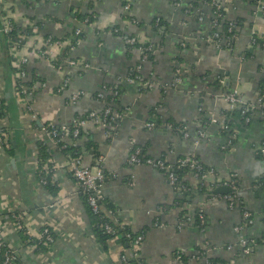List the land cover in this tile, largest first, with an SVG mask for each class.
<instances>
[{
  "label": "crops",
  "instance_id": "crops-1",
  "mask_svg": "<svg viewBox=\"0 0 264 264\" xmlns=\"http://www.w3.org/2000/svg\"><path fill=\"white\" fill-rule=\"evenodd\" d=\"M174 1L0 0V8L21 27L36 26H31L33 34L18 50L19 58L28 57L21 64L27 76L18 81L22 84L37 77L30 101L40 122L69 125L79 115L100 111L104 101L95 97L96 92L103 84L115 85L118 76L137 64H141V75L155 82L150 89L139 83H117L120 91L113 109L120 117L111 128L112 135L106 136L103 126L88 124L77 140L83 163L105 174L104 211H112L114 223L144 232L138 255L146 264H203L208 257L217 260L215 264H264V190L260 186L264 159L257 154L264 147V116L255 111L246 124L236 113L230 118V130L222 129L227 124V117L222 116L227 110L223 94L237 90L242 102L252 105L264 82V13L254 2L233 0L226 7V18L238 22L236 38L230 48L217 47L204 40L208 24L181 11L190 0H183L178 8ZM85 13V18L91 16L88 23L82 21ZM156 18L167 22V30L163 31L164 24L155 29ZM76 27L81 35L73 44L65 36ZM49 36L57 41L47 44ZM129 36L153 47L149 60L142 62L141 51L127 45ZM4 51L0 43V90L6 104L1 124L10 144L6 150L0 147V237L17 251L20 264H120L121 252L132 256L131 248L113 242L104 247L95 240L86 204L67 167L69 156L48 141L57 192L52 195L39 185L34 171L37 123L13 90L12 66L17 56ZM58 57L61 64L55 63ZM68 58L89 66L70 67L64 62ZM176 66L181 69V80L173 84ZM67 72L69 82L57 92ZM77 91L83 93L70 104V94ZM204 116H214L217 122L202 126ZM149 121L155 123L150 130L145 127ZM170 122L186 126L190 137H183ZM199 127L206 139L194 144ZM228 138L233 142L227 146ZM63 142L68 144L69 137ZM134 146L145 156H162L171 163L196 155L220 178H234L241 205L250 212V224L236 232L242 221L239 205L230 207L218 198L191 194L189 201L178 205V194L160 170L127 164ZM56 199L60 203L54 204ZM12 210L22 213L32 230L55 222L59 234L54 242L39 250L23 245ZM196 212L204 216L201 226L194 223ZM184 214L188 221L178 228ZM240 236L249 241V253L236 245ZM230 244L233 250L227 248Z\"/></svg>",
  "mask_w": 264,
  "mask_h": 264
},
{
  "label": "built area",
  "instance_id": "built-area-1",
  "mask_svg": "<svg viewBox=\"0 0 264 264\" xmlns=\"http://www.w3.org/2000/svg\"><path fill=\"white\" fill-rule=\"evenodd\" d=\"M183 0H175L174 6L175 7H181V3ZM233 0H200V4L198 7L192 6L189 2L183 9L184 14L188 16H192L197 22H206L209 26V32L206 36H204V40L207 42H211L217 47H227L230 48L231 44H233L234 39L236 38V24L235 21L232 19H228L227 22V28L226 32L230 33L229 35H225L221 32V25L219 23L220 19L224 18L223 14L226 15V7L232 2ZM1 3V2H0ZM256 8L264 13V0H255L254 1ZM126 9L128 8V5L124 6ZM182 9V8H181ZM9 14H7V17L2 18V27L0 29L1 32L8 34L11 28V21L8 18ZM86 22V20H84ZM159 23V18H156L155 25L157 26ZM33 28L36 26L31 25ZM81 31L80 28L75 29V35L79 34ZM254 35V34H253ZM24 34H22L21 38H24ZM8 39H10L8 37ZM50 36L46 39V43L49 44L50 42ZM126 42L129 44H135L136 38L134 36H130L126 38ZM141 51V60L142 62L147 60V52L151 50V45L144 46L143 44L139 45L137 47ZM12 56H17L18 49L17 44L13 43L12 47L10 48ZM45 53V52H42ZM18 60V61H17ZM17 62L15 63L19 67H21V64H26L28 61V57L26 56H20V58L17 56ZM68 66H79L80 68L84 69L87 68L89 65L86 62L79 61L75 58H68L64 61ZM18 63V64H17ZM141 70V64H137L130 68L129 71H127L124 75L118 76L116 78V84L115 85H106L103 84L100 89L96 92L95 97L101 101H104L103 108L100 111L91 110L86 112L83 115L77 116L74 118L69 125H58L52 122H40L37 119V115L32 109L30 98L32 94L34 93L35 84L31 86V88H26L24 84H21L19 81L18 89H16L15 94L18 96L19 100L24 104L28 115L30 116L31 120L36 121L37 123V131L38 133V140H41L43 142H50L54 145L56 143L61 142L62 147H64L67 143L63 142V139L65 136L69 137V144L76 145L77 140L79 138V134H81L83 128L87 126L88 124L93 125H100L105 128V134L106 136H111V128L116 125V122L118 118L120 117V113L115 112L113 109L114 103L112 101L106 102L105 100V93L108 92L111 94V100H113V97L119 94V83H139V86H141L143 89H150L154 86L155 82L151 79H146L145 81H140V77L138 72ZM181 69L180 67L176 66L174 68V78H173V84L179 83L181 80ZM26 71L23 68V66L19 69V71L16 73V77H18V80L21 81L24 77H26ZM70 74L69 72L66 73V76L64 77L62 84L58 87L57 92H60L69 82ZM118 83V84H117ZM82 91L73 92L70 94L68 98V102L70 104L75 103L79 97L82 95ZM23 95V96H22ZM223 98L227 103V110H231L235 108L238 104L244 106V108L241 110V113L243 114L246 111V107L250 108V110H254L257 107H260L262 109L261 113L264 114V102H263V95H258L256 98V101L254 104L250 105L248 103H243L237 90H233L230 92H226L223 94ZM2 92L0 90V105L2 104ZM240 113V114H241ZM225 115L222 112V116ZM250 117H246L245 121H249ZM210 123H216L217 118L216 117H210L209 118ZM155 123L153 121H149L145 123V127L147 129H153ZM168 125L173 128L174 130L181 131V134L183 137L188 138L190 137V133L187 130L186 126H177L174 123L170 122ZM223 130H230L229 126L227 124H222ZM206 139V133L203 128L196 129V135L194 136V144L200 143L202 140ZM232 142V138H228L226 141V145H230ZM5 146H10L9 144V135L6 128L1 124V118H0V147L3 148ZM258 153L260 154V157L264 159V147H260L258 150ZM189 158L186 159L189 162H186L185 159L178 161L177 167H184L187 166L190 168V172H188L186 175L183 176V178H186L188 180V177H191V180H188L189 183V190L192 191H198L201 188L210 189L211 186L215 185V188L217 186H229L232 188L233 191L225 194H219L216 193V195L209 196L210 198H218L221 200H224L227 202V204L230 207H233L238 202V194L237 189L235 185V179L230 177L228 179H222L220 178L214 168L210 167L207 170L203 169L202 164L200 163V160L196 158V155H190ZM126 162L128 165L134 166V165H147L152 168H155L157 170L164 171L166 173V180L167 182L173 187V184L177 182V177L173 171V163L167 162L165 158L162 156L160 157H151V156H145L143 155L141 148L139 146L132 147ZM34 167H35V174L38 179V183L40 186L44 187L47 183H55L54 178V165L52 164L51 158L48 159V161L43 162L39 158L38 151L36 149V152L34 154ZM68 170L72 176V178L75 180L78 188L79 195H84L86 203L91 210L93 214L99 215L103 212L102 218H104V222L102 223V226L107 232L113 233L114 230L112 228V225L109 221L112 220V211L105 210L103 208L102 200H103V192H102V184L105 178V174L103 173L101 168L91 169L89 166L85 165L82 161L81 156H75V157H68V163H67ZM208 176L214 177L213 180H208ZM180 187L181 190L187 189L183 184ZM263 188H264V182H263ZM264 190V189H263ZM60 203L59 199H56L55 203ZM14 227L16 232L21 231L26 237V241H32L33 239H36L38 241H44L43 243L46 244H52L54 242V237L52 236V232H54L56 235L59 234V228L56 225L55 222H44V224L41 226L40 229L32 230L27 226L24 216L22 213H17L16 210H12L10 212ZM242 214V221L235 227L236 232L240 233L246 224H250L251 222V215L250 212H248L246 209L241 211ZM199 218L201 222H203V214L199 212ZM107 220H106V219ZM188 221V217L185 221H179L177 222V227L181 228L182 224ZM264 222V217H263ZM157 223V222H156ZM155 223V224H156ZM129 234L127 235V237ZM144 235L143 234H137L136 236H133L131 238V250H132V256L135 258H140L138 255V250L140 249L141 243L143 242ZM6 242L3 238L0 237V251L5 246ZM8 245V244H6ZM240 250L242 253H249L250 249V243L249 241L243 237L240 236L238 239V244ZM25 246H31L34 248L36 247V244H30ZM10 249H5L2 253L3 260L1 264H12L15 262L16 257L18 256V253L15 249H12L9 246ZM229 250H233V245L230 244L227 246ZM127 255L125 253L121 252L119 261L120 264H127ZM203 264H209L208 260L203 258ZM137 264H142L141 262H137Z\"/></svg>",
  "mask_w": 264,
  "mask_h": 264
},
{
  "label": "trees",
  "instance_id": "trees-1",
  "mask_svg": "<svg viewBox=\"0 0 264 264\" xmlns=\"http://www.w3.org/2000/svg\"><path fill=\"white\" fill-rule=\"evenodd\" d=\"M247 1L254 2L255 0H247ZM189 3L192 6H194V7H198V5L200 4V0H190ZM181 11H183V10L181 9ZM86 15H87L86 13L83 15L82 21L83 20H86V23H88L89 22V19L91 20V16H89V18H85ZM4 17H7V11L1 10V8H0V18L2 19ZM223 17L224 18L220 19L219 23H220V25L222 27L221 28V32L225 36V35H229L230 33L226 32L228 20L226 19L225 13L223 14ZM8 18L11 21V28H10L9 33L8 34H5V33H3V32L0 31V43H2L4 45V48H6V51H4V53L6 55L8 54L7 53V50H10V48L13 45V43H16L17 44V49L19 50L21 48V46L24 45L27 37L33 34V30H32V27L31 26L26 25L25 27H21L18 23H15L12 18H10L9 16H8ZM2 20L0 21V29H1L2 25H3L2 24ZM234 21H235V24L237 25L238 22L236 20H234ZM162 24H164L166 26V29H164L163 31L167 30V22H165V21L162 22L160 20V18H159L158 25L157 26L155 25V27H156L155 29L159 30V28L162 26ZM36 25H40V24L39 23H36ZM76 28H74L71 33H67V35L65 36L66 38H69L71 40V43H73V44H76L78 42V39L80 38V35H81V31H80L79 34L75 35V29ZM235 32H236V29H235ZM22 34L25 35L24 38H21ZM8 37L10 39H8ZM254 39H255V36H254ZM55 41H57V38L56 37H50V41H49L50 43H53ZM127 45H129L130 47L136 48V47H138L141 44H139L138 42H136L135 44H129V43H127ZM143 45L144 46H147L149 44H143ZM232 45L233 44H231V46ZM152 48L153 47H151V50L149 52H147V60H149V58L152 57V53H153ZM63 55L64 54H62L61 56H63ZM10 60L13 61V62H15V58H12ZM55 63L56 64H61L62 63V58L61 57L60 58L59 57L56 58ZM20 68L21 67H19L18 65L12 66V72L14 73V78H13V87H14L13 90H14V92L16 91V89H18L17 86H19L18 77H16V73L19 71ZM130 68L128 69V71L130 70ZM138 74H139V77H140V81H145L146 79H148V78H144L141 75L140 71L138 72ZM36 80H37V77L32 76L30 79L28 78V79L24 80L22 82V84L28 86V88H31V86H33L36 83ZM121 85H122V83H121ZM118 88H119V91H120V85H118ZM118 95H116L115 97H113V100H111V94L108 93V92H106L105 93V100H106V102L112 101L113 103H116L117 102V99H118ZM258 95H263V102H264V82L261 83V85L259 86V94ZM1 102H2V104L0 105V118L2 117V115L5 114V111H4V108H6L5 98H2ZM243 108H244V106L238 104L235 108H233L231 110H225V111H223V113L227 117V120L225 121L227 123V125H230L231 124L230 118H231V116L233 114H236V113L239 114L240 117H241V120L244 123L248 124L250 122V120L252 118V115H253V113L255 111L260 112V113L262 111V109L260 107H257L254 110H250V108L246 107V111L242 114L241 113V110ZM262 115L264 116V114H262ZM246 117H250L249 121H247V122L245 121V118ZM207 122L209 123V119L204 116L201 119L202 126L205 125V123H207ZM177 126H182V125L178 124ZM79 136H81V134H79ZM55 146H57V148L60 149V151L63 154L69 156V158L70 157H75V156H81V148L82 147L79 144L71 145V144L68 143L64 147H62L61 142H59V143H56ZM7 148H9V146L3 147L4 150H6ZM37 151H38V155H39V158L41 159V161H43V162L48 161V159L50 158V150L48 149V147H47V145H46L45 142H43L41 140H38L37 141ZM257 154L260 157V154L259 153H257ZM188 158L189 157H183V158H179V159L180 160H183V159L186 160ZM196 158L199 159L198 156H196ZM179 159L176 160L173 163V168H172L173 171H174V173H175V175H176V177H177V182H175L173 184V187H174V191L178 194V197L176 198V201L178 202L177 203L178 205H181L184 202L189 201L188 196H190L191 194H192V196L200 195L202 197L203 196L204 197H209L211 195H216V193H214V191H213L214 188H215V185L211 186L210 189L201 188L198 191L189 190L188 189L189 188L188 180L186 178H183V176L186 175L188 172H190L191 169L188 168L187 166L177 167V163H178ZM186 162H189V161L186 160ZM200 163L202 164L204 170H207V169L210 168V166L206 165L201 160H200ZM161 172L164 174V176H166V173L164 171H161ZM263 182H264V178L260 181V186L262 188H263ZM181 184H183V186H185L187 189L181 190L180 189V187L182 186ZM235 185H236V181H235ZM44 187L46 189H48L52 195H55L56 192H57L56 183H47L46 185H44ZM80 196H81V198L84 200V202L86 204L85 206H86L87 216H88V220H89V222H90V224L92 226L91 228H92L93 237L95 238V240L98 243H100L104 247L106 245H109L110 242H113L115 244H118V243L121 244V247L123 249H129L131 247V244L130 243H131V238L133 236H136L137 234H143L144 235V232L143 231L134 232L129 225H127L125 223H121V222H119L117 224V223H114L112 220L109 221V222L111 223L114 232L113 233L107 232L104 229V227L102 226V223L104 222V218H102L103 212L100 213L99 215L93 214L91 212V210L89 209L87 203H86L85 196L84 195H80ZM102 203H105L104 197H103ZM237 204L239 205L240 210L243 211L244 209H243V206L241 205V197H238ZM106 205H107V207L109 209H111V206L110 205H108L107 203H106ZM180 214H181V212H180ZM195 214L196 215H195V218H194V223L197 224L198 226H201L203 222H201V220H200V218L198 216L199 215V212L198 213L196 212ZM187 216L188 215H185V214L182 215L179 218L178 222L179 221H185L186 218H187ZM18 234L20 235V237L22 239V244L23 245L36 244V247H37L36 249L37 250L42 249V248H46L47 246L50 245V243L45 245L43 243L44 241H38L36 239H33L32 241H29L28 242V241H26L27 240V237L21 231H18ZM128 234H129V236L127 237ZM52 236L54 237V240H55L56 234L54 232H52ZM5 249H10V248H9L8 245L5 244V246L0 251V264L2 263V260H3L2 253H3V251ZM138 253H139V251H138ZM180 257H181V260L182 259H184V261L186 260V257L184 255H182ZM207 259H208L209 264H215L216 261H217V260H215L213 258H210V257H208ZM126 262H127V264H137V262H141L142 264H146L143 259H141V258H135L134 256H128ZM12 264H20L19 255L16 257L15 262L12 263Z\"/></svg>",
  "mask_w": 264,
  "mask_h": 264
},
{
  "label": "water",
  "instance_id": "water-1",
  "mask_svg": "<svg viewBox=\"0 0 264 264\" xmlns=\"http://www.w3.org/2000/svg\"><path fill=\"white\" fill-rule=\"evenodd\" d=\"M213 191H214V193L225 194V193H229L233 190L229 186L221 185V186H217L216 188H214Z\"/></svg>",
  "mask_w": 264,
  "mask_h": 264
}]
</instances>
